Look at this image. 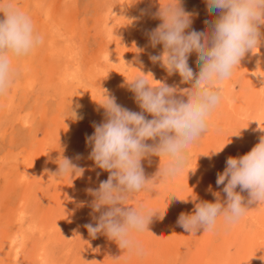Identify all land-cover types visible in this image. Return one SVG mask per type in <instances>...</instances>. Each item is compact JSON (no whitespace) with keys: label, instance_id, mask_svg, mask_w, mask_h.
I'll return each instance as SVG.
<instances>
[{"label":"rangeland","instance_id":"1","mask_svg":"<svg viewBox=\"0 0 264 264\" xmlns=\"http://www.w3.org/2000/svg\"><path fill=\"white\" fill-rule=\"evenodd\" d=\"M0 3L28 14L43 37L30 55L14 60L18 74L0 96V264H243L253 232L264 219V204L252 205L232 226L219 221L213 231L190 234L176 221L182 212L191 214L196 202H215L209 186L223 196L216 179L226 159L247 154L264 136V42L217 85L223 97L209 118L208 131L190 145V163L182 174L154 177L165 158L142 160L145 176L154 177L153 182L133 194L126 206L167 212L162 220L155 215L149 230L136 235L142 250L129 252L104 234L93 238L84 227L95 226L100 215L86 190L98 189L109 176L89 159L86 136L94 132V123L104 122L101 105L107 96L131 111H142L129 87L137 76L147 74L154 87L160 82L191 87L178 73L168 75L150 60V55L163 53V45L153 48L147 37L162 23L152 13L179 0ZM180 6L198 13L186 31L206 30L204 22L214 19L205 0H180ZM188 62L199 71L196 52ZM65 157L85 169L82 176L55 175ZM241 194L247 202V192Z\"/></svg>","mask_w":264,"mask_h":264},{"label":"clouds","instance_id":"2","mask_svg":"<svg viewBox=\"0 0 264 264\" xmlns=\"http://www.w3.org/2000/svg\"><path fill=\"white\" fill-rule=\"evenodd\" d=\"M205 3L208 13L214 16L204 22L206 30L186 31L198 13L186 12L179 0L178 4L160 6L152 13L162 23L147 33L153 48L163 45V53L150 55V60L160 63L168 75L178 73L182 82H190L191 87L179 89L162 82L154 87L145 78L147 74L137 76L129 87L142 111H131L119 105L114 96H107L106 103L101 105L105 110L104 122L94 123V132L86 136V144L91 148L89 159L109 172V176L98 189L86 190L94 196L91 207L100 215L95 226L88 223L84 227L93 238L104 234L129 252L142 250L136 235L148 231L153 217L159 214L162 220L167 211H148L143 205L129 207L128 200L148 188L154 177L168 178L184 172L190 163V145L208 131L209 118L223 97V88L217 85L229 79L246 54L264 42V0ZM142 12L148 14L147 10ZM0 14L2 96L18 74L14 60L30 55L43 43V37L36 31L32 18L11 3H0ZM193 52L197 53L198 72L189 66ZM145 113L152 119H147ZM148 140L153 143H147ZM151 156L165 160L149 179L142 160ZM84 171L65 157L58 163L55 175L82 176ZM216 185H223V196L209 186L215 202L201 200L195 203L191 214L182 212L178 216L176 223L185 232L213 231L221 220L225 226H232L252 205L264 204V136L247 154L226 159L224 171L217 173ZM243 192H247V202ZM191 200L195 202L197 198Z\"/></svg>","mask_w":264,"mask_h":264},{"label":"bare ground","instance_id":"3","mask_svg":"<svg viewBox=\"0 0 264 264\" xmlns=\"http://www.w3.org/2000/svg\"><path fill=\"white\" fill-rule=\"evenodd\" d=\"M257 227V232H253L254 237L249 245L250 254H247V258H245V262L243 264H264V219L258 222Z\"/></svg>","mask_w":264,"mask_h":264}]
</instances>
